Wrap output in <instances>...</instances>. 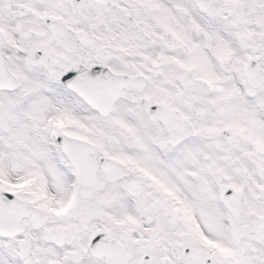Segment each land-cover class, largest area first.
Wrapping results in <instances>:
<instances>
[{"label":"snow or ice","instance_id":"snow-or-ice-1","mask_svg":"<svg viewBox=\"0 0 264 264\" xmlns=\"http://www.w3.org/2000/svg\"><path fill=\"white\" fill-rule=\"evenodd\" d=\"M0 264H264V0H0Z\"/></svg>","mask_w":264,"mask_h":264}]
</instances>
